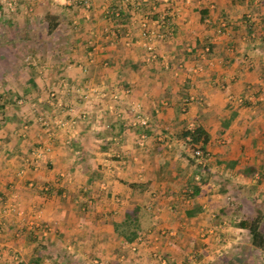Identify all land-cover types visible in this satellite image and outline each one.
I'll return each instance as SVG.
<instances>
[{"label": "crops", "instance_id": "crops-1", "mask_svg": "<svg viewBox=\"0 0 264 264\" xmlns=\"http://www.w3.org/2000/svg\"><path fill=\"white\" fill-rule=\"evenodd\" d=\"M88 2L0 8V264H151L153 249L168 264H263L238 224L264 191L261 0L175 1L170 33L153 40L164 62L143 59L138 33L162 3L114 16L115 0ZM197 124L199 156L180 136Z\"/></svg>", "mask_w": 264, "mask_h": 264}, {"label": "built area", "instance_id": "built-area-1", "mask_svg": "<svg viewBox=\"0 0 264 264\" xmlns=\"http://www.w3.org/2000/svg\"><path fill=\"white\" fill-rule=\"evenodd\" d=\"M144 1V0H115V5H113L111 7V9L109 10L112 14H114V16H118L120 15L121 11L123 9L127 10V11H132L134 9H136L139 4ZM152 1H158V3H162L163 4V9L158 11L157 5L153 2H151L152 5H150V9L151 12L152 11H156L157 14L155 17H150V12L149 13H143L140 14L139 18H138V33L140 35V43L142 46H144L145 48V54L143 55V59L146 61H154V60H161V62L165 61V58L162 54L158 53L157 49L155 48L154 44H153V40L154 38H162L164 37V35H168L171 31V17L173 16V14L176 13H180L181 7H178L177 5H175V1L179 2L178 0H152ZM182 2V5H188L191 3L192 0H180ZM82 5L85 9L89 8V2L88 0H81ZM17 5V0H0V8L1 7H5L8 11L12 12L15 10ZM213 5H210V8H212ZM206 21H208V18L205 19ZM226 29V22L223 19H219L218 22L216 23V27H215V34H220L222 32H224V30ZM116 29H113L111 32V34L116 35ZM133 39L130 38H124L123 39V43L125 45H130L132 43ZM208 48L205 47V51H207ZM62 86L68 90V88H70V84H68L67 82H63ZM91 91H103L104 89H106L107 87L105 86L104 83L98 84V85H94L91 86ZM80 90V88L76 87L74 88L75 90ZM128 91V87L124 88V92ZM54 91L50 92V95H53ZM84 96H87V91L84 93ZM110 96L117 100L118 99V94L117 91H111ZM53 97V96H52ZM239 100V99H238ZM18 101V100H17ZM139 104H135L134 105V117L137 119H141V113L138 109ZM69 110H71V108H69ZM75 121L74 117L70 118V122L73 123ZM42 122H44V120H42ZM142 140H140L139 142H141ZM34 154H36V150L33 151ZM193 154L196 156L201 155V150L199 148H196L193 150ZM28 162H31L32 158H25ZM22 172V170H18L17 173L20 174ZM44 189H46V186H43ZM13 206L12 204H7L6 209H11ZM132 249H134V245H131ZM152 258L153 261L151 262V264H168V258L167 256L163 255L162 253L158 252V250L153 249L152 252ZM264 255V254H263ZM94 262H98L97 259L93 260Z\"/></svg>", "mask_w": 264, "mask_h": 264}, {"label": "trees", "instance_id": "trees-1", "mask_svg": "<svg viewBox=\"0 0 264 264\" xmlns=\"http://www.w3.org/2000/svg\"><path fill=\"white\" fill-rule=\"evenodd\" d=\"M262 2V10L264 13V0ZM47 30H52L56 22L53 21L52 14L47 13ZM2 108V104L0 103V109ZM180 136L183 138H187L186 142L188 143L191 149L200 148L202 151L204 150V144L208 139L207 132L203 129V127L199 124L191 127L185 128L180 131ZM195 190V189H193ZM260 193V192H259ZM259 195V194H258ZM263 203L264 210V191L261 197ZM257 210L256 213L250 218H243L238 221L239 226L246 229L249 235V243L251 247L264 249V211ZM130 214H125L124 217L126 219L125 225H128V220L130 219ZM123 237L127 240H130L134 236L133 230L126 228L121 229L120 231Z\"/></svg>", "mask_w": 264, "mask_h": 264}, {"label": "rangeland", "instance_id": "rangeland-1", "mask_svg": "<svg viewBox=\"0 0 264 264\" xmlns=\"http://www.w3.org/2000/svg\"><path fill=\"white\" fill-rule=\"evenodd\" d=\"M179 2H180V0H178ZM5 24H6V22H4ZM216 27V23H214L213 25H212V28L214 29ZM2 88V87H1ZM44 90L46 89L47 90V96L48 97H54L55 95H56V92L58 91L57 90V87L55 88L54 87V85L53 86H51V87H49V88H46L45 86H43L42 87ZM70 88H71V86H70ZM70 88H68V90L70 91ZM87 88V87H86ZM67 90V91H68ZM51 91H54V94L53 95H50V92ZM76 92H74L73 93V95L75 94ZM20 98H22V97H19L18 99V101H14V102H8V105L10 104L11 105V107H10V109L12 110L13 108L14 109H16V108H18V106L19 105H22L23 103H24V101L23 100H20ZM56 100H53L52 101V103H56L55 102ZM37 103V102H36ZM28 106V105H27ZM13 107V108H12ZM29 109H32V108H35L34 106H32V105H29V107H28ZM67 110H69V108L67 109ZM69 112H71L70 110H69ZM81 115V114H80ZM72 118V117H71ZM75 120H76V118H74ZM5 120H8V118H6ZM38 120H39V122L41 123V125L42 126H49L50 125V123L52 122V121H50V118H48L47 116H45V115H40L39 114V116H38ZM42 120H44V122H42ZM24 124H26L25 123V120L23 121L22 120V124L21 125H24ZM28 158H30V157H28ZM21 174V173H20ZM257 207L259 208L258 210H263L262 208H263V203H262V201H259L258 203H257ZM264 211V210H263ZM260 260L262 261L263 260V264H264V255H262L261 257H260Z\"/></svg>", "mask_w": 264, "mask_h": 264}]
</instances>
